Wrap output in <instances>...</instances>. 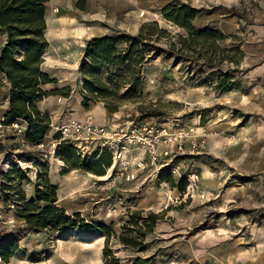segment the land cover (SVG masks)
<instances>
[{
    "label": "rangeland",
    "instance_id": "obj_1",
    "mask_svg": "<svg viewBox=\"0 0 264 264\" xmlns=\"http://www.w3.org/2000/svg\"><path fill=\"white\" fill-rule=\"evenodd\" d=\"M170 1L87 0L84 9L77 10L76 0H59L48 6L47 33L53 48L45 56L43 69L56 77L51 87L59 90L55 95L62 105L54 125L70 120L71 112H90L96 122L109 124L171 118V123L177 121L181 127L192 125L204 141L207 137L223 143L212 149L205 141L201 153L174 157L178 172L169 174V180H160L151 168L132 167L122 178L114 176L110 166L101 176L76 169L62 172L65 161L55 155L57 145L52 146L51 141L56 135L50 126L40 148L25 146L13 137L15 140L0 146V242L23 228L14 211L18 202L15 186L25 199L35 197L37 179L32 172L41 167L29 164L31 157L48 164L47 178L56 189L57 207L69 215L79 213L86 225L93 221L112 224L115 236L136 235L138 242L132 249L121 245L114 235L106 244L99 233L72 231L52 238L26 230L17 242V251L0 264H103L104 248L119 264H129L134 256H152L150 264H256L251 247L255 242L258 264H264V0H208L198 7L194 26L216 28L225 36L218 42L225 49L239 47L243 55L238 65L223 62L209 68L193 60L177 61L174 55L151 56L139 67L137 93L119 99L115 113L106 112L102 102H90L87 110L80 106L82 80L77 68L85 41L112 31L134 35L142 23L156 22L168 36L161 35L152 44L166 50L168 38L184 34L159 14ZM247 46L252 55L243 52ZM228 55L237 57L234 52ZM211 70L232 76V89L223 92L215 80H207ZM125 89L121 86L112 95L119 98ZM3 95L0 80V112ZM52 105L54 108L55 103ZM12 149H16L14 153ZM6 163L8 173L15 165L26 179H6ZM190 172L197 174L194 191L187 187ZM182 179L185 186L181 191ZM9 195L3 202L2 197ZM139 211L141 217L159 214L152 233H145L140 221L136 227L128 223L129 216Z\"/></svg>",
    "mask_w": 264,
    "mask_h": 264
},
{
    "label": "trees",
    "instance_id": "obj_2",
    "mask_svg": "<svg viewBox=\"0 0 264 264\" xmlns=\"http://www.w3.org/2000/svg\"><path fill=\"white\" fill-rule=\"evenodd\" d=\"M49 1L0 0V31L5 34V42L0 47V74L10 85L7 94L8 109L3 115L6 121L25 118L27 123L25 140L30 146L40 142L49 124L48 115L40 113L35 104L48 95L59 93L58 89L50 91L41 89L44 84L56 82L55 78H49L40 68L42 55L47 47L44 11L45 4ZM86 1L76 0L75 8L83 10ZM199 13L200 9L179 0H171L160 9L159 14L164 19L184 31L182 35L175 34L173 40L172 38L166 40V50L152 44L160 39L161 35L168 36L167 32L158 28L156 22L142 23L134 35L112 31L87 39L82 47V57L77 68L82 80L79 91L80 106L87 110L90 102H102L106 112L115 113L119 99L130 98L137 93L141 84L139 67L142 61L150 59L151 56L174 55L177 61L193 60L209 68L223 62L238 65L243 55L240 48L236 45L231 49L221 47L218 42L224 40L225 36L216 28L208 25L196 28L193 20ZM187 52L192 55H188ZM229 52L236 53L237 57H230ZM206 77L207 80H215L216 87L223 92L232 89L233 77L227 73L211 70ZM111 84L114 85L113 88ZM121 86L126 89L119 98H115L112 91L118 90ZM55 155L65 161L62 172L76 169L101 176L112 162L107 152H102L98 156L92 153L81 159L73 148L63 142L57 144ZM29 161L41 167V171H35L37 179L34 186L35 197L25 199L17 186L13 189L18 195L15 215L22 221L23 228L17 229L0 242V260L8 262L11 254L17 251V242L23 238L26 230L52 238L72 231L89 235L99 233L107 244L108 238L114 235L112 224L105 226L93 221L86 225L79 213L69 215L64 209L57 207L56 189L47 178L48 164L46 162L40 164L35 157H31ZM168 175L166 172H159L160 180H169ZM4 177L19 182L26 179L24 173L15 165L10 167L9 173L7 172ZM184 186L185 180L182 179L178 189L182 191ZM9 198L10 195L3 196L2 200L7 202ZM140 213L135 212L133 216H129L128 223L136 227L140 221L141 226L145 227V233H152L159 214L148 213L141 217ZM115 237L126 248L134 249L138 242L136 235L129 237L118 234ZM102 257L103 264L120 262L106 248L102 251ZM152 259V256H134L129 259V264H150Z\"/></svg>",
    "mask_w": 264,
    "mask_h": 264
},
{
    "label": "built area",
    "instance_id": "obj_3",
    "mask_svg": "<svg viewBox=\"0 0 264 264\" xmlns=\"http://www.w3.org/2000/svg\"><path fill=\"white\" fill-rule=\"evenodd\" d=\"M27 123L25 118H15L6 121L0 115V146L2 133H10L15 139H20ZM56 137L51 141L52 146L63 142L74 149L79 158H85L96 153L107 152L112 160L110 168L114 169V176L122 178L126 171L151 168L153 172L161 171L174 175L178 166L174 165V157L185 154L201 153L205 149L204 136L198 135L196 128L181 127L178 122L171 123V118L157 122L131 121L121 124H97L90 112L82 119L72 118L51 127ZM44 141L34 146L43 147ZM29 161V164H33ZM22 165H25L24 163ZM9 166L5 165L3 173H7ZM35 170L32 172V177ZM187 187L194 191L197 187V174L187 175Z\"/></svg>",
    "mask_w": 264,
    "mask_h": 264
},
{
    "label": "crops",
    "instance_id": "obj_4",
    "mask_svg": "<svg viewBox=\"0 0 264 264\" xmlns=\"http://www.w3.org/2000/svg\"><path fill=\"white\" fill-rule=\"evenodd\" d=\"M59 0H50L48 3H46L45 4V11H44V17H45V30H44V35H45V38H46V41H47V47H46V50H45V52L43 53V55H42V62H41V66H40V68H41V70L44 72V73H46L47 75H48V77L49 78H52V79H54L55 78V81L57 80L56 79V77L54 76H51V74L47 71V70H45V69H43V63H45V61H46V58H45V56H46V54L48 55V54H50L51 53V49L50 48H53L52 47V45L51 44H53V42H51V40H49V37H48V20H47V17H46V14H47V10H48V6L50 5V6H52V4H57V2H58ZM64 1V0H63ZM180 2L182 1V2H184V3H188V4H190V6L191 7H193V8H198V7H200L201 6V3H203V4H205L206 2H208V0H179ZM196 1H198V3L197 4H195V2ZM200 16V15H199ZM198 20V16L193 20V23L194 22H196ZM202 20V19H201ZM215 25L217 24V23H214ZM4 42H5V34H3L1 31H0V47L4 44ZM243 49V52L245 53V55L248 53V54H250V55H252L253 53L251 52V51H249L248 50V46L246 47V48H242ZM0 80H1V82H3V84H4V95H3V100H2V104H1V108H2V111L0 112V115H3L6 111H7V109H8V98H7V94H8V90H9V87H10V85H9V83L8 82H6L5 81V79H4V77L0 74ZM52 84L53 83H47V84H44V85H42L41 86V89L42 90H44V91H50V90H55V89H57L56 87L55 88H53V87H51L52 86ZM54 84H55V82H54ZM57 96L56 95H48V96H46V97H44L42 100H40L38 103H36L35 104V106H36V108L38 109V111H40V113H42V114H45V115H48V118H49V124H48V126H50V127H52V126H54V121H55V117L57 116V114H58V112H60L61 110H62V105L60 104V102L61 101H59V98L57 97V101L59 102L58 104H60L59 106L56 104V102H55V98H56ZM55 103V107L54 108H52L53 107V105L52 104H54ZM69 115H70V117L69 118H67V120L68 119H72V118H77V119H82L84 116H85V114L84 115H82V114H75V113H69ZM73 115H75V116H73ZM72 116V117H71ZM105 120V119H104ZM95 121V120H94ZM104 121H102V122H100V123H98V122H96L95 121V123H97V124H100V125H103L104 123H106V122H104ZM25 129H26V127H25ZM24 129V133H23V135H22V137L20 138L21 140H22V143H23V145H25V146H30V145H28L27 144V142H26V140H25V132H26V130ZM49 131V130H48ZM46 137H47V133H45V135H44V139H46ZM2 139H3V142H2V144L4 145L6 142L8 143V142H12L13 140H15V139H13V137L10 135V133H6V132H3L2 133ZM44 139L42 138L41 140L42 141H44ZM40 140V141H41ZM206 142H207V148L208 147H210V148H212V149H214V147L218 144V143H220V145L223 143V141H221V139H217L216 141H215V139L214 138H210V139H207V137H206V140H205ZM220 145H219V147H220ZM2 146V145H1ZM32 148L34 147V145L33 146H31ZM16 150V149H15ZM15 150L14 149H12V150H10V152L11 153H14L15 152ZM1 152H0V156H1ZM11 156H13V155H11ZM9 163H11V162H9ZM8 163H6V165H7ZM48 177V176H47ZM257 244L258 243H256L255 242V244L254 245H252L251 247H253L252 248V250L253 251H255L256 252V256H257V262H256V264H258V262H259V260H260V257H259V247H257ZM246 253H248V252H246ZM249 255H251L250 253H248ZM229 257L230 258H233V255H229ZM245 257V256H244Z\"/></svg>",
    "mask_w": 264,
    "mask_h": 264
}]
</instances>
